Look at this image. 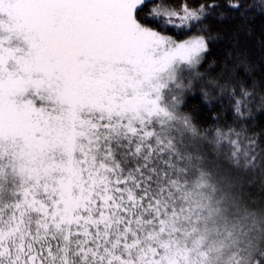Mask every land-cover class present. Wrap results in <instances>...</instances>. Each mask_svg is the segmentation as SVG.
Segmentation results:
<instances>
[{
	"label": "trees",
	"instance_id": "1",
	"mask_svg": "<svg viewBox=\"0 0 264 264\" xmlns=\"http://www.w3.org/2000/svg\"><path fill=\"white\" fill-rule=\"evenodd\" d=\"M135 18L178 41L196 35L206 40L187 87L172 92L175 110L148 126L146 145L128 143L134 131L131 137L111 133L107 148H94L97 157L89 148L74 162L49 163L57 168L49 178L30 182L21 172L0 180V264H197L194 250L207 248L209 255L215 241L201 234L195 248L186 244L191 234L212 228L218 196L225 193L241 200L237 209L262 214L264 221V0H149ZM74 80L66 77L52 91L57 102L40 105L39 115L53 110L62 116L48 136L27 121L37 112L14 119L12 142L20 147L18 158L29 162L22 166L34 174L45 166L36 161L41 147L57 144L62 151L71 124L86 118L84 109L106 113L111 104H125L97 81ZM175 117L180 133L169 130ZM11 194L32 205L48 203L54 217L38 214L27 222L21 212L10 220ZM254 252L255 264H264V239L257 237Z\"/></svg>",
	"mask_w": 264,
	"mask_h": 264
},
{
	"label": "rangeland",
	"instance_id": "2",
	"mask_svg": "<svg viewBox=\"0 0 264 264\" xmlns=\"http://www.w3.org/2000/svg\"><path fill=\"white\" fill-rule=\"evenodd\" d=\"M147 1L0 0L1 181L10 175L17 177L21 172L23 179L30 182L49 178L57 169L49 163L74 162L83 158V151L87 152L89 148L91 157H97L94 148L104 144L107 148L109 142L106 144L105 140L111 133L131 137L134 131V138L128 143L138 139L146 145L148 126L158 124L175 110L178 98H173L172 92L182 91L185 87V79L195 73L207 43L198 35L178 41L141 25L135 18V11ZM162 12L167 17L171 14L167 10ZM64 72L67 74L62 76ZM82 72L86 82L104 79L106 83H114L105 89L122 95L125 104L121 108L111 107V104L106 113L97 112V109L88 111L90 108L84 109L87 104H82L81 108L87 110L86 118L79 117L71 124L62 151L57 144L48 147L44 145L45 141L41 143L46 149L41 147V153L35 156L36 161L45 166L34 174L28 166H22L21 163L29 162L18 158L20 147L12 142V130L18 129L14 127V119L18 118L17 121L23 116L27 119L30 111L37 112L38 115L29 116L27 121L42 137L48 136L62 116L53 110L39 115V110L42 113L44 109L40 107L41 103L57 102L59 99H55L52 91L59 89L66 77L83 79ZM92 97L90 94L87 99ZM164 98H170V101L164 102ZM80 113L81 110L79 116ZM34 116H39V121ZM177 119L171 120L169 130L180 133L181 128L175 127ZM183 136L186 141L191 137L186 132ZM68 151L72 152V160L65 157ZM234 195H219L217 204L220 207L214 213L212 228L191 234V240L186 244L190 249L196 247L201 234L204 240L212 239L217 246L211 253L209 251L211 255H206L207 248L195 249L199 257L197 264H255V241L257 237L258 241L264 239V221L260 219L263 216L251 210L237 209L241 200ZM8 199L14 202L15 208L10 220L17 219L21 212L26 214L23 216L27 222L35 221L33 216L38 214L45 220L54 217L50 213L54 210L47 206L48 203L28 204L24 197L15 194ZM26 204L36 209H25ZM239 211L241 218L237 217Z\"/></svg>",
	"mask_w": 264,
	"mask_h": 264
},
{
	"label": "flooded vegetation",
	"instance_id": "3",
	"mask_svg": "<svg viewBox=\"0 0 264 264\" xmlns=\"http://www.w3.org/2000/svg\"><path fill=\"white\" fill-rule=\"evenodd\" d=\"M79 57V56H78ZM107 67L109 68V63H107ZM82 78L83 79H79V76L75 77L74 79V82H77L78 80H83L84 81V73L82 72ZM110 76V75H109ZM103 78V77H102ZM94 80V79H93ZM97 81L98 83H100L102 86L106 87V88H110L114 83H106L104 81V79L101 81V80H95ZM73 82V81H72ZM111 85V86H110ZM109 91V90H108ZM112 93V92H111Z\"/></svg>",
	"mask_w": 264,
	"mask_h": 264
}]
</instances>
